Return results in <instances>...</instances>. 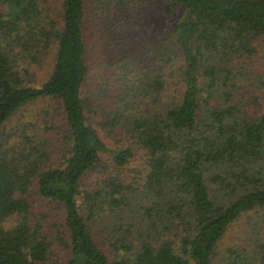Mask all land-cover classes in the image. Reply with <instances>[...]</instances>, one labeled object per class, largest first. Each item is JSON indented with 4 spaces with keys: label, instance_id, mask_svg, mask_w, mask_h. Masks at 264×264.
Masks as SVG:
<instances>
[{
    "label": "trees",
    "instance_id": "16d2710c",
    "mask_svg": "<svg viewBox=\"0 0 264 264\" xmlns=\"http://www.w3.org/2000/svg\"><path fill=\"white\" fill-rule=\"evenodd\" d=\"M127 1L139 0L103 2L118 9ZM158 1L170 22L151 46V65L134 79L124 67L103 122L133 143L108 148L83 94L84 0H0V264H44L52 255L55 236L47 214L32 216L30 192L63 209L51 226L68 252L62 264H264V110L247 117L236 81L259 70L264 0ZM45 38L52 68L30 84L34 72L19 63L39 62ZM257 80L264 85V75ZM47 100L62 125L47 126L54 116L47 121L44 106L25 116ZM48 130L64 145L58 164ZM137 147L145 164L127 181ZM248 212L263 216L248 219L252 236L243 241L252 245L219 256L227 228Z\"/></svg>",
    "mask_w": 264,
    "mask_h": 264
},
{
    "label": "rangeland",
    "instance_id": "374dc122",
    "mask_svg": "<svg viewBox=\"0 0 264 264\" xmlns=\"http://www.w3.org/2000/svg\"><path fill=\"white\" fill-rule=\"evenodd\" d=\"M103 1L84 0V30L89 71L88 78L83 86V94L92 100V112L88 111L87 114L91 116L93 125L101 133L107 147L118 148L122 144L133 142H130L117 128L110 130L108 125L103 124L106 120L105 118H107L105 114L112 110V107H115L114 102L118 95V92L112 90L114 85H117L115 79L117 78L121 83L119 77L124 73V67L129 69V74L132 76L131 79H134L139 70L145 71L146 67L151 65V46L161 40L162 31L169 24L170 20L162 14V5L158 0H139L135 7L130 4L131 1H127L125 6L118 7V9L109 7ZM48 40V38L44 40L40 39L39 44L42 47L45 46L48 52L40 57L39 62H27L28 60L25 57V61L19 63L29 68V72H34L35 76H32L33 79H31L30 84L39 85L49 76L53 61V44L50 46V43L53 41L48 43ZM255 44L259 53L254 57V62H256L254 67L257 66L259 70H255L252 76L247 74L236 80L241 83L244 89V93H240L239 96H243V100L248 102L246 106L248 118L257 117L264 110V85L263 82L259 84V80H257V78L264 75V39H259ZM238 60L242 63L243 69H245L246 63H249L248 57H244L243 59L238 58ZM114 74H116V77H113ZM253 89H256L254 92L257 94V101H253L250 95ZM43 106L48 108V114L42 113L46 115L47 121L51 119V116H54L47 126L52 127L63 124L62 114L59 115L57 113V111L59 112L57 106L54 103L48 102V100L37 101L35 104L30 105L29 110L25 112V116L33 115L35 111H38ZM23 118L24 116L19 119L22 120ZM13 125L14 123H6L1 133L9 131ZM45 134L53 135V132L48 130ZM52 137L55 140V152L52 157L54 163L58 164L61 161L64 145L58 141L60 139L58 134ZM135 153L132 162L127 166V181L134 174L135 170L145 164L143 150L137 147L135 148ZM104 159H107V157ZM93 177L91 176L85 182L89 187L95 184ZM28 199L31 203L32 216L35 219L40 216V212L47 214L48 220L45 222L46 233L55 236L56 239L52 245V255L44 264H62L67 260L68 252L58 240L59 227H51L55 222L58 223L62 219V217L60 218V215H63L62 207L57 208L55 203H49L46 198L35 192H30ZM263 216L258 217L257 214L248 212L236 219L227 228L218 244L217 250L219 256H227L228 252H226V249L228 247L252 245L250 241H243L245 238L252 236L248 219L252 221L256 220L257 217L262 219ZM12 223L13 219H9L4 223V226H10ZM248 228L249 233L246 235ZM252 240H256V238Z\"/></svg>",
    "mask_w": 264,
    "mask_h": 264
}]
</instances>
